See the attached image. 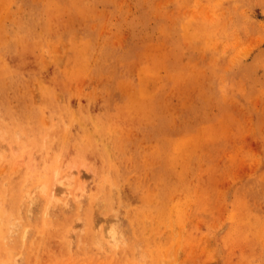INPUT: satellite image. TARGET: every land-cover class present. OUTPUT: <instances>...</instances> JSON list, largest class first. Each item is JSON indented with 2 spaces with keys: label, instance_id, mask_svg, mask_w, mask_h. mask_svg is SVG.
Returning a JSON list of instances; mask_svg holds the SVG:
<instances>
[{
  "label": "rangeland",
  "instance_id": "374dc122",
  "mask_svg": "<svg viewBox=\"0 0 264 264\" xmlns=\"http://www.w3.org/2000/svg\"><path fill=\"white\" fill-rule=\"evenodd\" d=\"M0 264H264V0H0Z\"/></svg>",
  "mask_w": 264,
  "mask_h": 264
}]
</instances>
